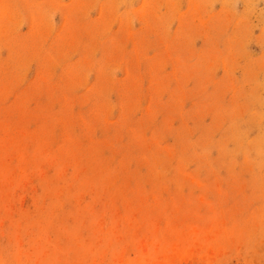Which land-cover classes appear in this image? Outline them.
<instances>
[{
    "label": "rangeland",
    "instance_id": "1",
    "mask_svg": "<svg viewBox=\"0 0 264 264\" xmlns=\"http://www.w3.org/2000/svg\"><path fill=\"white\" fill-rule=\"evenodd\" d=\"M0 264H264V0H0Z\"/></svg>",
    "mask_w": 264,
    "mask_h": 264
}]
</instances>
